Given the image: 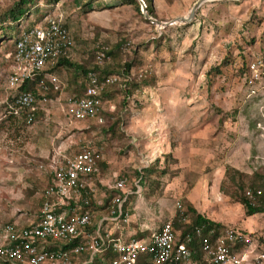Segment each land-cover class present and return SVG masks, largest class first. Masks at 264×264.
<instances>
[{
  "label": "rangeland",
  "instance_id": "rangeland-1",
  "mask_svg": "<svg viewBox=\"0 0 264 264\" xmlns=\"http://www.w3.org/2000/svg\"><path fill=\"white\" fill-rule=\"evenodd\" d=\"M20 1L0 0V223L36 213L49 176L41 166L89 142L100 149L110 184L98 182V191L124 198L130 234L149 235L177 214L179 201L183 209L189 202L205 216L244 228L264 246V212L247 215L228 195L234 185L225 176L228 168L250 180L264 176V91L247 97L239 69L264 46V0H206L190 22L170 24L164 22L187 15L197 0H27L16 20L9 10L17 13ZM141 1L162 23L144 17ZM45 18H61L67 28L72 66L50 67L62 82L61 104L58 92L38 86L36 105L45 110L28 122L25 110L9 112L16 91L7 83V54L14 49L7 36L16 24ZM82 67L116 80L103 95L102 123L66 125L64 98L82 93ZM113 174L126 176L132 192L112 188ZM251 248L253 256L239 264H263Z\"/></svg>",
  "mask_w": 264,
  "mask_h": 264
},
{
  "label": "built area",
  "instance_id": "built-area-1",
  "mask_svg": "<svg viewBox=\"0 0 264 264\" xmlns=\"http://www.w3.org/2000/svg\"><path fill=\"white\" fill-rule=\"evenodd\" d=\"M72 44L61 18H45L42 23L21 29L13 52L7 54L12 62L7 83L9 88L16 91L9 112L19 114L25 110L28 119L36 112L38 107L34 92L21 91L19 86L25 79L37 74H42L52 89L58 92L57 101L61 104L62 82L54 70L49 69L54 67L59 56L68 57ZM103 56V52L97 53V65H101ZM241 78L247 97L262 94L264 46L256 56L245 60ZM115 80L116 76L111 74L99 80L96 71L89 70L82 93L64 98V115L68 122L92 119L102 123L101 93ZM38 86L42 90L47 89L43 82ZM101 159L100 149L87 142L73 154L49 166L51 179L42 191L37 219L22 226L14 222L0 223L2 264H103V255L108 249L116 255L107 264H138L141 256L146 264L190 263L192 250L188 243L191 236L186 234L184 241L177 242L172 217L142 237H114L104 229L102 220L96 228L91 229L95 206L92 180L98 174ZM127 180L124 175H115L112 187L123 192ZM124 193L128 194L126 191ZM244 193L253 199L260 194V190L254 192L245 188ZM123 199L116 198L117 206L110 213L114 217L110 219L118 217L127 220L128 212L121 208ZM175 205L178 211H183L179 201ZM103 219H107V216ZM181 221L187 222L188 219L182 216ZM194 234L201 237V248L208 264H239L253 255L254 249L250 247L254 241L250 234L235 227L228 226L216 235L213 229L202 234L201 228L196 227ZM240 247L243 252L236 255ZM254 259L264 261V251L256 252ZM97 260L100 263H96Z\"/></svg>",
  "mask_w": 264,
  "mask_h": 264
},
{
  "label": "trees",
  "instance_id": "trees-1",
  "mask_svg": "<svg viewBox=\"0 0 264 264\" xmlns=\"http://www.w3.org/2000/svg\"><path fill=\"white\" fill-rule=\"evenodd\" d=\"M27 2V0H21L19 2V4H17L15 6V8H17V13H15L14 9L11 8L9 10V13H11L12 18L13 19H18V17L20 15L23 14V10L21 9V5L23 3ZM149 5H146V8H148ZM22 28H18V25L16 24V26H14V29H12V32L10 33L9 36H7V38H9L10 36H13V39H11V42L14 46L15 41L18 39L19 33L21 31ZM15 34V36H14ZM106 53H111L110 51H105ZM242 63H245V61H243ZM66 64L68 66H72V63L69 62V60L67 59V57L61 55L58 57V61L55 63V67H57L58 65H63ZM243 65L242 64L239 69L240 72L243 69ZM99 66V65H97ZM80 67V66H78ZM89 70H94L97 73V77L99 80H104V78H101L102 76L99 75V71L97 70V68H89V69H85L84 67H82V72L85 74H87V72ZM217 70V68H216ZM104 76V75H103ZM43 82L44 84L47 85V91L46 92H53V93H57V91H54L52 89V87L49 85V83L47 82V80L45 79V77L42 74H37L32 78H28L25 79L21 85L19 86V90L21 91H32L34 92L35 89H37L38 85ZM107 88H105V90L101 93V100L104 99V93L106 91ZM35 93V92H34ZM22 112V111H21ZM100 113L102 114V111H100ZM34 116L35 114H33L30 119H28L27 115H26V121L28 122H32L34 120ZM225 176H226V181H230L233 185L234 188L232 191L226 193L228 195H230L231 197H236L239 202L245 207V213L247 215H252L255 213H262L264 212V176H260L262 179H260V177L257 180H250V176H248L247 174H244L243 172L236 170V169H226L225 171ZM256 176H258L256 174ZM225 182V180H224ZM250 187V189H252L254 192L256 190H260V194L255 195L253 199L248 198L244 191L246 187ZM256 198V199H255ZM185 216L187 217L188 221L187 222H183L181 221V217ZM173 221V227L175 230H179V235L177 237L176 235V241L180 242V241H184L185 239V235L189 234L191 236V240L189 241L188 245L190 246L192 253H191V257L193 259H199L200 257H203V251L201 248V237H198L194 234V229L196 227H200L202 230V234L207 233L209 230L213 229L215 233H217L219 231V229L221 228L220 223L215 222L209 218H207L206 216H204L203 214L199 213L195 207L191 204V203H186V208L183 209L182 212L178 211L177 214L173 217L172 219ZM216 235V234H215ZM116 254L111 251V250H107L104 255H103V264L104 263H108L109 261H111V259L115 256ZM96 263H100L99 260L96 261ZM138 264H146L143 256H141L138 259Z\"/></svg>",
  "mask_w": 264,
  "mask_h": 264
},
{
  "label": "crops",
  "instance_id": "crops-1",
  "mask_svg": "<svg viewBox=\"0 0 264 264\" xmlns=\"http://www.w3.org/2000/svg\"><path fill=\"white\" fill-rule=\"evenodd\" d=\"M262 14L264 15V10L262 11ZM263 47V46H262ZM103 107V106H102ZM38 109H41V110H45V108H43V106H40L38 107ZM109 109H112V107H110ZM38 111V110H36ZM67 119V118H66ZM89 120V119H87ZM68 121V120H67ZM76 122V121H75ZM73 122H70V124L66 123V125H71ZM58 132H60V129H58ZM167 145V143H166ZM59 146L60 148L62 147V144L60 145V141H59ZM53 152H58L57 150L55 149H51ZM50 152V151H48ZM40 156V154H37ZM41 157V156H40ZM56 156L54 155V157H52L49 162L45 163L44 165H40L44 170H46V172H48L49 176H48V183L50 182V179H51V175H50V169H49V166L50 165H53L54 163L60 161V158H55ZM102 167H106L105 165V162L103 161V156H102V159L98 162V174H96L94 177H93V193H92V199L95 203V206H94V219H93V226L91 229H94L96 228L97 225H99V223L101 222L102 220V223H103V227L104 229L108 230L112 236L114 237H121V239H126L130 236H135L133 234H130L127 230H128V227H126L128 224H127V220L126 221H123V219L121 218H114V219H110V217H114V216H111L110 213H111V209H114L116 205V198L117 196H109L108 199H106L108 197V195H106L105 193H100V191H98V186H97V183H106L104 185H106V187H110V184L108 182V179H107V176L106 175H103L104 172L101 171ZM113 179L115 181V175L113 174ZM100 187H103V186H100ZM112 187V185H111ZM113 188V187H112ZM100 189V188H99ZM107 190V189H106ZM120 192V194L122 193L123 195V192L119 189H116ZM128 189L124 190V191H127ZM130 190L127 191V193H129ZM124 196H125V193H124ZM127 196V195H126ZM41 197V196H40ZM193 204L194 202L192 200H190ZM207 204V203H206ZM40 206H41V203H40ZM40 206L39 208L37 209V212L33 213L30 215V217L28 218H24V219H20L18 215H15V216H12V217H9L8 220L2 222V223H6V222H14L18 225H26L28 222H31V221H34L37 219L38 217V214H39V211H40ZM194 207L196 209V205L194 204ZM210 207V206H209ZM211 208V207H210ZM126 210V209H125ZM199 212V211H198ZM202 214V212H199ZM204 215V214H203ZM253 215V214H252ZM105 216H107V219H103ZM205 216V215H204ZM174 216H172L173 218ZM207 218L215 221V222H218L219 220H214V218H212L211 216L207 215L206 216ZM220 223L221 225V228L219 229V231L217 233L214 232V234H219L221 232V230H223L224 228L226 227H235L237 229H240V230H243L245 232H247L246 230H244V228L242 227H238V226H235V225H230L229 223H224V222H218ZM119 229V230H118ZM249 233V232H248ZM128 234V235H127ZM135 237H142V236H135ZM254 242H256V240H254ZM253 242V243H254ZM254 247H255V250L257 253H259V251H264V246L260 245L258 246L257 244L254 243ZM259 247V249H258ZM245 249V247H243ZM243 252V249H241V247L238 249L237 248V252L235 253L236 255L237 254H241ZM239 256V255H238ZM251 257V255H249ZM253 256V255H252ZM257 261H261V260H257ZM263 264H264V261H261ZM200 263H203V264H208L207 261L205 260L204 258V255L203 257H200L199 259H193L192 257L190 258V263L189 264H200Z\"/></svg>",
  "mask_w": 264,
  "mask_h": 264
},
{
  "label": "water",
  "instance_id": "water-1",
  "mask_svg": "<svg viewBox=\"0 0 264 264\" xmlns=\"http://www.w3.org/2000/svg\"><path fill=\"white\" fill-rule=\"evenodd\" d=\"M206 0H197L192 7L190 8L189 12L187 15L185 16H178L176 18H174L173 20L169 21V22H164V24H170L173 22H180V23H187L190 22L192 20V17L194 16V12L196 11V9ZM143 3V5L141 6V12L144 15L145 18L149 19L151 22H155V23H162L160 20H157L155 18H152L146 10V5L143 1H141Z\"/></svg>",
  "mask_w": 264,
  "mask_h": 264
}]
</instances>
